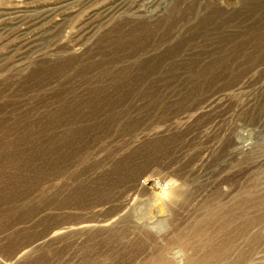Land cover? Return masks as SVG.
Here are the masks:
<instances>
[{
  "label": "rangeland",
  "instance_id": "rangeland-1",
  "mask_svg": "<svg viewBox=\"0 0 264 264\" xmlns=\"http://www.w3.org/2000/svg\"><path fill=\"white\" fill-rule=\"evenodd\" d=\"M249 1L0 0V264H264Z\"/></svg>",
  "mask_w": 264,
  "mask_h": 264
},
{
  "label": "bare ground",
  "instance_id": "bare-ground-1",
  "mask_svg": "<svg viewBox=\"0 0 264 264\" xmlns=\"http://www.w3.org/2000/svg\"><path fill=\"white\" fill-rule=\"evenodd\" d=\"M249 2H250V4H255V3H259V0H250ZM162 264H164V263H162Z\"/></svg>",
  "mask_w": 264,
  "mask_h": 264
}]
</instances>
